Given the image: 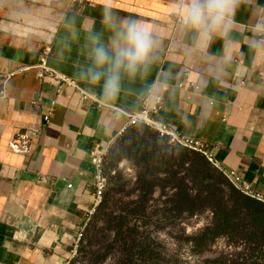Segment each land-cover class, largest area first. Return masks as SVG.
<instances>
[{
  "label": "crops",
  "instance_id": "obj_1",
  "mask_svg": "<svg viewBox=\"0 0 264 264\" xmlns=\"http://www.w3.org/2000/svg\"><path fill=\"white\" fill-rule=\"evenodd\" d=\"M191 3L0 0V264L73 259L100 204L93 156L109 153L129 129L122 111L139 112L151 93L164 96L157 121L200 139L223 172L264 198V0H225L227 22L209 35L188 23ZM108 12L157 42L146 71L122 75L115 95L84 75L87 37L94 31L107 42ZM46 47L48 66L78 88L59 92L39 77ZM33 125L42 132L31 152H13L10 143Z\"/></svg>",
  "mask_w": 264,
  "mask_h": 264
},
{
  "label": "rangeland",
  "instance_id": "obj_2",
  "mask_svg": "<svg viewBox=\"0 0 264 264\" xmlns=\"http://www.w3.org/2000/svg\"><path fill=\"white\" fill-rule=\"evenodd\" d=\"M160 138L166 139L162 136ZM166 141L167 146L177 150L178 147ZM118 145H121L119 140L107 154L105 167L107 188L110 177H117L122 182L119 189L113 191L105 211L107 219L112 221L114 217L116 220L111 226L103 221L94 228L92 216L84 229V237L76 254L68 264H132L129 262L130 246L149 247L152 252L148 261L141 253L137 254L134 257L135 264H264V247L257 244L252 246L242 241L233 244L227 238L220 237L207 250L198 252L188 240L211 226L214 218L210 206L204 204L196 208L195 214L174 208L173 201L179 182L188 185V192L192 196L198 195L203 189L192 182L188 175L192 161L183 165L179 160V166L170 173L165 169H157L159 181L154 184L150 194L144 196L139 187L142 170L129 158H120L118 161L111 159L113 149ZM191 157L196 158L195 155ZM211 165L216 177L221 173L227 177L222 170ZM220 187L227 189L223 183H220ZM92 230L93 240L90 241ZM135 251L139 253L138 248Z\"/></svg>",
  "mask_w": 264,
  "mask_h": 264
},
{
  "label": "trees",
  "instance_id": "obj_3",
  "mask_svg": "<svg viewBox=\"0 0 264 264\" xmlns=\"http://www.w3.org/2000/svg\"><path fill=\"white\" fill-rule=\"evenodd\" d=\"M118 140L121 145L114 147L111 159L118 161L120 158H129L142 170L139 187L144 196L149 195L154 184L159 181L157 169H165L170 173L173 168L179 166L177 163L179 160L183 165L192 161L188 175L192 182L199 184L203 189L198 195L192 196L188 192V185L179 182L173 205L177 211H189L191 214H195L196 208L202 204L210 206L214 215L211 226L195 237L188 238L196 251L207 250L220 237L227 238L233 244L242 241L248 245L257 244L264 247V203L243 193L233 183L231 184L223 173L216 177L211 167L212 163L205 157L184 148H177L174 151L167 146L166 139L160 138L158 132L146 125L129 128ZM191 155H195L196 158H192ZM121 183L117 177H110L108 188L92 217L94 228L103 221L111 226L116 220L114 217L112 221L107 219L105 211L113 191L118 190ZM220 183L227 186V189H222ZM117 234L121 235V232L117 231ZM92 240L93 230L90 231V241ZM130 240L132 241L131 237ZM130 248L129 262L132 264H135L134 257L140 253L145 260L151 259L152 252L149 247ZM136 248L139 249V253L135 251Z\"/></svg>",
  "mask_w": 264,
  "mask_h": 264
},
{
  "label": "clouds",
  "instance_id": "obj_4",
  "mask_svg": "<svg viewBox=\"0 0 264 264\" xmlns=\"http://www.w3.org/2000/svg\"><path fill=\"white\" fill-rule=\"evenodd\" d=\"M225 0H192L188 23L209 35L227 22ZM109 33L107 42L101 33L90 32L87 37L88 65L84 75L89 82L99 84L106 94L115 95L121 87L122 75L135 77L146 71L151 62L156 40L136 21L117 20L108 12L102 21Z\"/></svg>",
  "mask_w": 264,
  "mask_h": 264
},
{
  "label": "built area",
  "instance_id": "obj_5",
  "mask_svg": "<svg viewBox=\"0 0 264 264\" xmlns=\"http://www.w3.org/2000/svg\"><path fill=\"white\" fill-rule=\"evenodd\" d=\"M51 48L46 47L41 57V61L36 67L38 71V75L43 80L53 81L58 86V91H62L64 87H74L78 88L76 81L68 78L67 76L58 73L57 71L50 68L47 64V56L50 53ZM29 69H23L20 72L26 73ZM15 74H12L14 76ZM191 88L195 90H199V87H196L193 84L189 85ZM179 87H186V83L180 82ZM167 90V88H166ZM83 99L88 101L92 100L99 104V106H103L104 103L100 102L97 97L90 95L84 91H81ZM164 109V96L149 94L143 101L142 109L137 113H127L122 111L128 117V128L138 126V125H146L154 130H156L160 136L165 137L171 146L184 148L189 151L199 153L204 155L215 167L220 169L218 163L215 161L212 154L206 150L205 144L200 140L194 137L183 134L176 129H173L167 124L161 123L156 120V117L160 112ZM46 123L50 122V116L45 118ZM42 132V127L33 125L23 131H21L17 139L10 143V148L13 152L17 154L27 155L31 152L32 148V139L33 137L40 135ZM125 131L122 133L124 134ZM107 153H99L93 156V163L96 167V196L97 199L101 202L102 196L107 188V179L105 167L107 164ZM221 170V169H220ZM226 176L233 182V184L243 193L256 199L260 202L264 203V198L260 195H253L249 192L248 187L240 186L236 181V173H226ZM84 237V230H82L78 236V241L76 243V249H78L80 242Z\"/></svg>",
  "mask_w": 264,
  "mask_h": 264
}]
</instances>
